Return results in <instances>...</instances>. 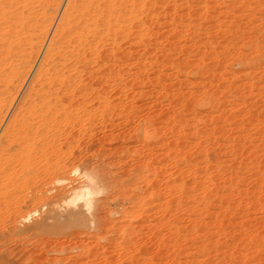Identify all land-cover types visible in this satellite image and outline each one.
Listing matches in <instances>:
<instances>
[{
  "label": "rangeland",
  "instance_id": "374dc122",
  "mask_svg": "<svg viewBox=\"0 0 264 264\" xmlns=\"http://www.w3.org/2000/svg\"><path fill=\"white\" fill-rule=\"evenodd\" d=\"M55 1L44 7L48 30L25 75L9 79L0 136L70 2ZM145 1L136 8H144L142 38L131 32L130 43L114 46L127 59L101 79L100 108L75 106L79 131L71 122L58 130L80 132V143L57 145L64 152L52 163L74 168L69 155L82 151L101 169L86 187L93 206L34 229L42 204H27L16 220L0 207V264H264V0Z\"/></svg>",
  "mask_w": 264,
  "mask_h": 264
},
{
  "label": "bare ground",
  "instance_id": "6f19581e",
  "mask_svg": "<svg viewBox=\"0 0 264 264\" xmlns=\"http://www.w3.org/2000/svg\"><path fill=\"white\" fill-rule=\"evenodd\" d=\"M149 1L152 4L153 1ZM161 1L156 0V4ZM53 2L54 0H0V97L5 96L4 98L2 97L4 100L0 99V109L2 105L5 106V98H10L12 96L11 91L14 90L11 87L9 88L10 85L7 86L9 83H13L12 80V82H9V79L14 78L16 82L17 79L19 81L25 75V70L29 67V60L34 50L37 51L39 48L38 43L41 39L43 41L42 36L46 32L44 30H48V28L44 26L45 24L43 25L40 17L44 13V7L48 6V3L53 4ZM144 2L146 1L70 0L68 3L63 15H61L62 18L56 29L55 36L52 38L48 48H46L47 50H45V57H43L44 59L42 58L35 77L29 84L30 86L28 85L29 87L24 91L18 108H16L17 111L12 116V120L6 125L5 130H3L4 133L1 132L0 207L12 213V215H9V213L8 215L10 217L13 216V220L18 218H15L16 215L19 216L24 207H28L26 206L27 204L30 206L42 204L45 209L44 215L32 225V229L38 228V226L47 228L46 225L51 224L53 221H56L58 224H65L67 220H71L69 219L71 215L74 217V215L78 216L77 214H79L80 216L81 213H86L93 206L90 198H93L95 191L91 194H86V192H89V190H86V187L87 185L89 187L90 185H97L98 183L96 182L98 181L96 179L99 180L102 177H100L101 175L96 176L97 169L95 168L97 164L96 166L93 165V157L91 163L85 161L84 157L86 155H84L85 153L82 154L81 150H85L87 144H84L85 149H81V152L75 153L74 157L71 155L73 153H69V156L74 160L72 161L74 162V168L72 167L73 165L69 166V162L66 163L67 161L62 160L63 163L68 164L66 166V164L52 163L51 160L52 158H57L54 161H58V157H60L63 151L59 152L61 147L72 146L74 142L80 143V141H77L80 138L78 137L80 132L75 133L79 131L76 130L78 126H81L80 123L83 119L81 121V116L75 118L76 114L73 115L75 112L73 113L72 109H77L78 107L76 108L75 106H80L82 110L84 109L86 112L89 110V113L92 111L91 114H94L93 109L98 110L100 108L101 93L99 92V88H103L99 86L100 82L103 83L101 79H109V75L115 73H112V69H114L112 68L113 65H122L125 59V57L124 59L122 58L123 56L120 58L115 53L116 47L114 46L118 45L120 42L118 40L127 39L129 34L131 35V32L136 33V36L142 38L143 30L140 31V28L145 18L141 16L139 19V17L143 15L140 13H142L141 11L144 8L142 10L141 7L140 9L138 8L141 10H138L140 12L138 15L136 8ZM160 4L159 6H161ZM144 5H147V3ZM48 8L46 7V9ZM145 8L149 7L146 6ZM49 11H46V13H49ZM46 19L48 18L46 17ZM134 21L136 23H132ZM46 22L48 23V21ZM133 29L135 31H131ZM103 46H110L112 50L109 49L110 51L107 52L105 47L106 51L104 50L105 52L102 53L100 48ZM93 66H96L99 72L90 71ZM83 73H86V75L89 73L88 76L94 74V77H89L94 80L91 79L87 82L84 79L86 75ZM18 81L16 85L19 83ZM126 82L124 81L123 83ZM13 85L15 86V83ZM128 85L127 82L126 86L128 87ZM127 87L124 86V89H127ZM105 96L107 97V94ZM101 99L105 100L106 98ZM111 103L109 104L111 105ZM101 107L106 109L109 105L108 107H105V105ZM109 108L108 110H111ZM106 112L108 113L109 111L106 110ZM91 114H89V118ZM83 115L85 116V114ZM87 115L88 113H86ZM67 122L73 123H68V125H72L69 129L73 128L72 130L76 132L73 135V131L67 130L72 133L65 132L67 134L62 137L63 135H58V130L62 124H67ZM92 122L90 121V123ZM75 127L77 128L74 130ZM59 136L62 138H58ZM57 145L59 149L56 148ZM79 145H77L76 149L82 148ZM66 149L64 148V150ZM97 154L99 157L100 153ZM61 157L65 156L62 155ZM89 157V159H92L90 155ZM59 160L61 159L59 158ZM99 160L102 161V159ZM68 166L72 168L70 169ZM40 169L44 170L42 174L41 172L39 173ZM99 170L101 171V169ZM70 174H75L77 178L74 180L75 183L73 185H61L56 188H50L53 181L56 182L55 184L57 182L63 183ZM25 187H27V191ZM74 202L77 203V206ZM6 207L11 208L13 211L8 210ZM6 210L4 212H7ZM79 216L78 218L81 217ZM73 217L72 219H74Z\"/></svg>",
  "mask_w": 264,
  "mask_h": 264
}]
</instances>
